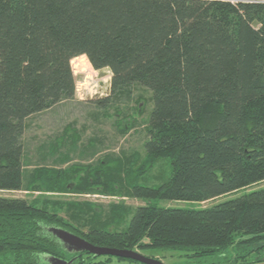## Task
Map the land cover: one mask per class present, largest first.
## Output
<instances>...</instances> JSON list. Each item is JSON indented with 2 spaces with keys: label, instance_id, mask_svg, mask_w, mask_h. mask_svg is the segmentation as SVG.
Instances as JSON below:
<instances>
[{
  "label": "trees",
  "instance_id": "obj_1",
  "mask_svg": "<svg viewBox=\"0 0 264 264\" xmlns=\"http://www.w3.org/2000/svg\"><path fill=\"white\" fill-rule=\"evenodd\" d=\"M82 55L112 72L100 104L131 96L136 84L151 91L146 159L138 170L119 161L74 167L83 177L67 183L37 171L35 188L62 178L72 191L78 178L103 190L110 172L140 176L161 157L171 175L157 187L135 184L149 203L133 212L74 215L87 232L46 201L0 194V264L70 258L54 226L99 246L179 252L188 264L233 261L240 245L263 241L264 187L202 208L155 201L204 202L264 180V0H0V190L25 188L26 120L75 98L71 62Z\"/></svg>",
  "mask_w": 264,
  "mask_h": 264
},
{
  "label": "rangeland",
  "instance_id": "obj_2",
  "mask_svg": "<svg viewBox=\"0 0 264 264\" xmlns=\"http://www.w3.org/2000/svg\"><path fill=\"white\" fill-rule=\"evenodd\" d=\"M74 59L76 61L71 62V65L76 81L75 98L54 105L26 120L22 140L31 163L27 168L30 171V179L22 190H0V194L46 201L50 211L63 218L64 222L80 227L75 216L78 219L80 217L87 219L97 217L99 214L98 218L107 220L113 215L116 217L121 214L120 211L133 212L138 206L146 205L149 203L148 200L134 196L133 186L139 184L157 187L171 175L172 168L170 159L161 157L148 172L140 176L130 178L122 169L110 172L111 175L101 179V182L107 185L103 190L99 185L90 186L87 182L86 184L85 180L79 182L78 178L75 179L77 186L76 184L75 187L72 186L74 187L72 191L63 188L62 178H55L52 190L41 191L35 188L36 182L34 183L33 179L37 171L53 170L57 177L64 175L66 178L64 182L67 183L72 177H83L81 174L73 175L74 167H86L92 172L100 167L101 162L119 161L118 163H123L126 167L136 162L133 168L138 170L146 159L147 126L153 106L151 91L136 84L132 87L131 96L119 99L111 97L107 106L100 104L99 101L111 96V70L109 68L96 70L86 55ZM123 120L124 124H120ZM128 120L131 125L126 124L125 121ZM88 187H93L94 190L89 191ZM261 187H264V180L204 202L178 200L155 202L161 207L202 208ZM81 227L86 232L90 228ZM144 253L153 252L146 250ZM156 253L167 264H176L184 260L179 252L156 251ZM113 264L136 263L119 262L114 258Z\"/></svg>",
  "mask_w": 264,
  "mask_h": 264
},
{
  "label": "water",
  "instance_id": "obj_3",
  "mask_svg": "<svg viewBox=\"0 0 264 264\" xmlns=\"http://www.w3.org/2000/svg\"><path fill=\"white\" fill-rule=\"evenodd\" d=\"M50 231L58 238V240L70 253L89 252L96 256L113 255L134 259L146 264H164L163 262L147 257L138 251L95 245L85 238L61 227H51ZM47 260L49 264H72L73 262L72 260L67 261L66 259L55 256H49Z\"/></svg>",
  "mask_w": 264,
  "mask_h": 264
},
{
  "label": "flooded vegetation",
  "instance_id": "obj_4",
  "mask_svg": "<svg viewBox=\"0 0 264 264\" xmlns=\"http://www.w3.org/2000/svg\"><path fill=\"white\" fill-rule=\"evenodd\" d=\"M263 245H264V240L259 242L256 246L250 245V244H247L245 246L240 245L237 248L238 251L234 252L235 254L233 256V261L224 262L222 264H264V246ZM134 251H138L147 257L159 260L163 262L164 264H167L164 261V259L161 256H159L154 250L153 251L149 250L153 252L151 254L144 253L145 251L141 250L140 248H135ZM70 254H71V257L66 260L67 261L72 260L73 261L72 264H100V263L113 264L114 258H116L119 262L130 261L136 264H146V263H142L140 261L134 260V259L113 256V255L96 256L89 252L70 253ZM176 264H188V263H185V261L183 260L182 262H178ZM189 264H193V263H189Z\"/></svg>",
  "mask_w": 264,
  "mask_h": 264
},
{
  "label": "clouds",
  "instance_id": "obj_5",
  "mask_svg": "<svg viewBox=\"0 0 264 264\" xmlns=\"http://www.w3.org/2000/svg\"><path fill=\"white\" fill-rule=\"evenodd\" d=\"M41 255H45V256H46L47 254H46V253H44V254H41Z\"/></svg>",
  "mask_w": 264,
  "mask_h": 264
}]
</instances>
